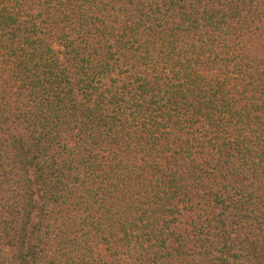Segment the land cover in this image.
Instances as JSON below:
<instances>
[{"label": "trees", "instance_id": "obj_1", "mask_svg": "<svg viewBox=\"0 0 264 264\" xmlns=\"http://www.w3.org/2000/svg\"><path fill=\"white\" fill-rule=\"evenodd\" d=\"M0 264H264V0H0Z\"/></svg>", "mask_w": 264, "mask_h": 264}]
</instances>
